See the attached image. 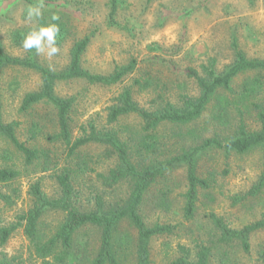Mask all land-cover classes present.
I'll use <instances>...</instances> for the list:
<instances>
[{"label": "trees", "instance_id": "trees-1", "mask_svg": "<svg viewBox=\"0 0 264 264\" xmlns=\"http://www.w3.org/2000/svg\"><path fill=\"white\" fill-rule=\"evenodd\" d=\"M120 6V0L109 1L107 17L112 27L120 26ZM47 23L60 26L57 46L64 45L71 36L68 23L61 17L58 21L41 17L37 26ZM24 35L17 33L18 37ZM90 43V36L76 40L67 65L52 68L40 59L35 49L28 51L26 56L9 54L0 38V138L8 145L2 149L3 158L14 161L0 164V211L3 202L5 207H11L21 197V188L15 184L24 173L18 163L25 165L26 173L30 170L28 166H33L35 172L36 169L40 172L53 170L61 191L50 198L41 181L34 182L29 191L32 203L28 210L19 212L10 222L0 219V248L18 228L24 227L30 246L42 264H155L153 239L174 233V227L178 225L160 221L148 223L143 206L153 190L156 191L153 196L157 206L167 210L174 206L173 194L180 186L175 171H184L181 208L188 220L195 218L203 192L212 189L216 179L213 172L209 175L200 172L201 158L210 152L222 151L228 155L261 149L262 171L258 182L248 193L235 195L233 201L235 204L244 202L264 189V58L249 56L235 39L234 60L223 70L210 60L198 67L190 62L181 71L185 81L182 83L194 82L196 94L182 91L181 84L177 85L180 90H176L173 84L164 81L162 88L158 86L163 93L158 92L152 107L141 105L135 97L137 92L154 86V73L146 71L144 76L133 77L120 92H115L105 108V116L97 112L85 119L79 133L74 134L78 99L58 95L56 86L59 82L79 80L104 88L122 83L142 70L137 57L126 64H115L110 73L91 70L85 66L84 57ZM7 68L34 70L40 74V88L25 94L20 110L27 112L40 103L53 106L57 132L46 138L65 146L67 153L62 164L58 159L52 160L54 157L48 149L33 143L38 137L37 128L30 129V139L23 140L19 135L22 123L4 119L1 76ZM245 74V80L236 86V79ZM209 110L211 115L207 116ZM130 115L141 120V127H127L125 131L120 122ZM203 118L228 133L205 136L199 123ZM251 122H255L257 128ZM167 128L170 132L163 133L162 130ZM90 145L101 146L104 150L89 155L87 147ZM107 161L110 163L102 168ZM99 167L103 170H98ZM87 173H96L108 187L127 184V196L119 203L107 205L103 195L97 194L92 208L80 207L78 202L83 190L79 179ZM50 210L64 215L54 228H46L43 222ZM208 217L220 233L218 242H197L194 253L182 245L171 264H211L216 250H221L220 260L227 259L228 262L230 253L237 246L250 252L252 234L264 229V217L242 228L229 226L214 212ZM125 223L135 232L123 231ZM84 230L91 232L82 233ZM0 264H23V261L0 249Z\"/></svg>", "mask_w": 264, "mask_h": 264}, {"label": "rangeland", "instance_id": "rangeland-1", "mask_svg": "<svg viewBox=\"0 0 264 264\" xmlns=\"http://www.w3.org/2000/svg\"><path fill=\"white\" fill-rule=\"evenodd\" d=\"M110 0H0V38L5 50L13 56H26L22 47L23 37L17 33L26 34L38 25L39 19L26 17L29 5L42 4V17L50 18L56 13L64 19L70 28L71 36L64 45L59 46L56 55L49 58L46 53L40 54V59L52 68H63L69 62V52L73 43L90 36L91 43L85 53V66L91 70L110 73L115 64H126L131 58L137 57L142 70L132 74L122 83L99 87L86 82L62 81L56 86V93L63 97L76 96L78 103L74 113V134L79 133L83 121L100 112L105 116V108L115 92H120L126 83L138 75L144 76L146 71L154 73V79L149 90L137 92L136 100L141 105L152 107L164 81L173 84L176 90L197 93L194 82L183 84L181 71L190 62L199 66L203 62L214 60L218 69L223 70L234 60L233 41L236 39L240 47L251 57L264 58V0H120V26L112 27L108 21ZM246 78L239 76L235 85L241 84ZM181 82V83H179ZM181 84L178 89L177 85ZM4 102V119L7 122L22 123L19 135L23 140L30 139V129L37 128L38 137L33 140L38 146L48 149L52 160L58 159L60 164L67 151L61 142L47 140L46 136L57 132L53 106L48 103L35 105L29 111H21L22 100L26 93L40 88V74L34 70H13L7 68L1 76ZM163 93V92H162ZM211 115L209 110L206 115ZM98 117V116H97ZM209 119V118H208ZM203 118L199 123L202 133L209 136L215 133L225 135L228 131L217 128L213 123ZM36 124L38 127H36ZM257 128L255 122H251ZM124 126L138 129L141 120L133 115L123 118ZM128 125V126H126ZM119 127V126H118ZM169 133L170 129L162 130ZM191 142V141H190ZM5 140L0 138V164L14 162L3 158ZM177 147V146H176ZM90 154H98L104 150L101 146L90 145ZM261 149L249 153H231L214 151L204 155L200 161L201 174L215 173L216 179L212 189L203 192L195 218L188 220L182 210L185 179L183 169L174 172L180 186L173 194L174 206L167 210L157 206L153 190L145 206L143 214L148 223L157 221L178 225L174 233L156 236L153 239V258L155 264H171L180 253V246H187L195 252L197 242H218L219 231L208 214L214 212L222 217L229 226L242 228L264 217V189L256 196H250L244 202L234 203L235 195H244L258 182L262 171ZM140 157L137 155L136 160ZM17 162H22L17 160ZM110 161L101 165L106 168ZM15 185L21 188V197L11 207L1 204L0 219L3 222L15 220L21 211H27L32 203L29 194L31 185L41 181L43 190L50 197L61 194L58 181L53 176L54 171L40 172L33 166ZM99 167L98 170H103ZM103 179L96 173L84 174L80 179L83 195L79 198V206L89 209L96 204L95 196L101 194L107 205L121 202L128 194V185L121 184L115 188L103 184ZM7 191V188H3ZM206 193L209 195L204 196ZM64 218L63 213L50 210L43 217L46 228H54ZM123 231L135 232V229L125 223ZM93 231V230H92ZM83 231L82 233H90ZM17 255L23 264H42L41 259L34 254L30 240L24 227L18 228L0 248ZM211 264H264V229L256 231L251 236V250L244 252L236 247L227 259L220 260L216 250ZM194 256H192V259ZM225 260V261H224Z\"/></svg>", "mask_w": 264, "mask_h": 264}, {"label": "clouds", "instance_id": "clouds-1", "mask_svg": "<svg viewBox=\"0 0 264 264\" xmlns=\"http://www.w3.org/2000/svg\"><path fill=\"white\" fill-rule=\"evenodd\" d=\"M43 5H29L26 8V17L29 20L33 18L39 19L42 17ZM59 15L53 13L51 15L52 21H58ZM60 32V26L57 23L40 24L39 26L31 28L23 37L22 47L26 51L35 49L37 55L46 53L51 58L59 51L57 46V36Z\"/></svg>", "mask_w": 264, "mask_h": 264}]
</instances>
